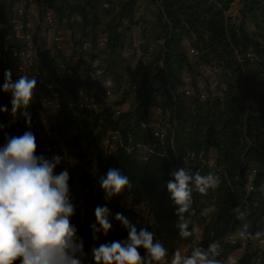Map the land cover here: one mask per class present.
Masks as SVG:
<instances>
[{"label":"trees","instance_id":"16d2710c","mask_svg":"<svg viewBox=\"0 0 264 264\" xmlns=\"http://www.w3.org/2000/svg\"><path fill=\"white\" fill-rule=\"evenodd\" d=\"M45 1L58 4L62 0ZM139 1L117 0L110 18L102 25L107 31V45L111 51L119 46L123 32L140 25V18L132 19ZM148 1L155 7L151 21L155 39L161 44L154 51V56L160 60L161 66L146 77L138 103L120 114L119 119L123 123L121 134L123 138L129 137L131 145L145 140L139 124L146 120L147 106L152 97L157 99L156 106L169 129L162 141L154 144L142 164L118 148L114 154L98 158V169L102 176L109 168L118 169L131 182L130 193L134 203L146 205L154 221L175 222L178 220L175 206L166 187L170 165L175 156L185 150L211 149L221 169V172L213 174L219 179V184L208 189L206 194L194 190L192 206L184 216L190 232L192 219L201 225L202 230L200 239L190 246L188 254L195 247L206 250L211 243L217 242L220 245L218 259L222 260L235 248L225 242L227 234L235 228L244 229L247 224L248 237L264 236V85L260 82L264 75V48L257 41L264 34V0ZM234 1L240 4L238 20L224 13ZM96 7V0H78L69 6L90 30L99 25ZM189 34L193 35L192 45L198 50L195 58L185 52L182 44ZM246 49H250L255 58L245 60L240 66L235 61L234 52ZM37 62L42 69L57 71L55 61L46 51L37 54ZM211 64L220 67L226 84V92L221 97L202 103L175 93L181 72L193 76L197 68ZM65 86L70 91L74 88L67 82ZM11 98L10 95L6 101L10 108ZM35 127L34 120L31 118L30 124H26L18 110L17 122L0 128V145L4 143L5 134L19 136ZM36 153L40 154L38 147ZM250 164H257L259 170L253 178V191L244 194L235 178L240 179ZM187 169L193 174L208 175L198 167ZM90 195L95 197L97 194L92 191ZM213 207L215 210H210L208 215L202 214L204 209ZM237 208L245 214L243 219L237 218L234 211ZM118 213L131 223L136 218V214L125 207L119 208ZM117 227L116 233L122 237L124 227L121 224ZM254 254L253 251H244L237 260L238 264H252Z\"/></svg>","mask_w":264,"mask_h":264},{"label":"built area","instance_id":"2783aa9c","mask_svg":"<svg viewBox=\"0 0 264 264\" xmlns=\"http://www.w3.org/2000/svg\"><path fill=\"white\" fill-rule=\"evenodd\" d=\"M0 1L5 2L6 10V14L0 16L2 20H0V31H2L0 32V89L4 83L6 70H11L13 82L18 80L20 75L35 77L37 84L27 111L36 123L32 132L38 150L40 154L49 158L53 155L62 157L61 163L55 169L56 173L67 169L70 177H73L75 182H79L78 188H70L74 204L77 208L93 211L94 204H99L102 200L107 201L98 183L101 177L98 158H106L121 148L137 163L142 164L152 152L154 144L162 141L169 124L159 114L150 124L146 120L140 122V130L146 136L143 142L131 145L127 135L122 137L123 123L119 116L125 111L121 104L129 98L128 95L122 97L121 95L128 84L122 80L117 88L114 81L107 76L106 52L101 50L107 45L108 34L105 29H98L100 24L92 30L88 27L89 31L84 35L71 39L70 46L73 52L66 53L63 50L64 39L55 26L58 24L65 26L73 19L78 20V16L75 15L73 18L71 15H58L48 6L51 2L45 0ZM96 2L101 10L111 8V0H96ZM239 8V2L234 1L224 13L238 20ZM140 16L139 9L136 8L132 19L139 20ZM192 40L193 35L189 34L182 40V44L185 52L195 58L198 56V50L192 45ZM141 43L139 29L131 35V45L135 49ZM160 44L161 41L158 42V45ZM43 51L55 61L57 67L55 73L39 67L37 54ZM152 52L153 48L147 46L144 54L147 57ZM129 54L130 52H120L122 57H128ZM234 58L241 66L245 60L252 61L255 55L250 49H246L243 52L235 51ZM197 72L199 75L197 77L181 72L177 77L175 93L203 103L211 98L221 97L226 92V85L220 81L221 73L218 65L200 66ZM109 80L112 82L111 85L105 86ZM66 82L74 85L72 91L66 88ZM260 82L264 85V75L260 78ZM131 88L134 89L135 86L132 85ZM10 95V92L0 90V107H7L6 112H0V123L4 127L12 126L17 122V117L13 120L11 108L6 105ZM245 141L249 142L247 139ZM185 167H198L208 174L221 172L211 149L181 152L175 156L169 173ZM258 170L257 164H250L240 179L235 178L238 188L244 194L253 191V178ZM82 178L85 180L83 181ZM170 179L173 177L170 176ZM92 191L96 192L95 197H91ZM111 201L117 210L121 207L127 208L132 201L130 189L126 188L119 195L113 196ZM143 215V218L135 222L138 224L137 229L143 227L153 231L155 239L165 244L167 239L165 240L163 232L148 224L146 205H143ZM189 225L191 232L202 231L201 225L195 219H192ZM242 231L243 228H235L225 237V242L235 246L224 257L225 262L228 257L238 260L244 253L242 249L249 246L251 241L256 248L264 245V236L242 237L240 235ZM200 237L193 238L192 242L198 241ZM188 247L189 244L180 252L188 254Z\"/></svg>","mask_w":264,"mask_h":264},{"label":"clouds","instance_id":"9594fccd","mask_svg":"<svg viewBox=\"0 0 264 264\" xmlns=\"http://www.w3.org/2000/svg\"><path fill=\"white\" fill-rule=\"evenodd\" d=\"M11 77V70H6L0 90L11 93L13 120L19 110L26 124H30L27 108L37 81L35 77L20 75L13 82ZM111 83L109 80L105 86ZM6 111V106L0 107V112ZM3 127L0 123V128ZM36 149V138L30 130L19 136L5 134L4 143L0 145V264H238L234 257H228L226 262L218 259L220 245L217 242L206 250L195 247L190 254L174 251L168 261L169 249L155 239V233L143 227L138 230L121 213H116L114 219L127 230V237L97 245L98 234L107 236L112 229L107 206L94 209L95 221L90 224L94 243L85 250L84 241L71 222L76 205L68 183L69 172L67 169L55 171L62 157L37 155ZM169 175L174 179L168 180L166 187L179 221L176 227L179 236L187 238L192 232L188 230L184 214L192 206L193 191L206 194L219 184V179L211 173L193 174L186 167ZM98 183L106 200L132 187L129 178L114 168H109ZM210 210L215 209L206 208L202 214L208 215ZM234 211L238 219L244 218L245 214L238 208ZM243 227L240 235L245 237L248 225Z\"/></svg>","mask_w":264,"mask_h":264},{"label":"rangeland","instance_id":"374dc122","mask_svg":"<svg viewBox=\"0 0 264 264\" xmlns=\"http://www.w3.org/2000/svg\"><path fill=\"white\" fill-rule=\"evenodd\" d=\"M77 1L78 0H62L58 4L51 2L48 4V6H50L52 10L56 12L57 14L71 15L74 18V16L75 15L78 16V14L75 10L70 9L69 6L71 4H76ZM116 1L117 0H111V8L109 10H101L99 7L98 8L96 7V11L98 14V22L100 24L98 28L99 30L103 28L102 25H104V23H106L107 20L110 18L111 16L110 14H112L113 6L116 3ZM144 7L148 13V17L153 14V11L155 10L153 5L146 4ZM5 14H6L5 2L0 1V16H4ZM144 16L145 15L143 14L140 18L139 26H142L143 24H145L144 26L145 28L142 30L143 32L140 30V38L142 40V43L140 44L138 48L134 49L133 46L131 45V35L128 29L127 32L122 33L121 41L119 43V46H117L116 50L111 51L108 45H106L105 48L101 50V52H107L105 53L106 58L103 56L105 58V62L107 63L106 64L107 76H109L114 81V83L116 84L115 86L117 88L119 87V84L122 82V80H124V82L128 84L126 88L123 89L121 97L126 96V95L128 96L133 95L134 97H133L131 105L134 104V102H136L139 98H141L143 91H144L143 83L145 82L146 77H148L153 71L156 70L155 68L157 67V62H158L154 56V51L158 47L157 43L155 42L156 41L155 30L152 25V21L150 19H143ZM63 28L67 29L68 34H70V37L73 40L77 39L78 37L84 35L86 32L89 31L88 24L87 26L84 25L80 21L79 16H78V20L73 19V21L66 24ZM257 41L264 48V34L262 35V37H258ZM73 45H75V43H73ZM147 46H151L153 48V52L147 55L148 58H146V62L144 63H141V61L138 62L137 59L133 60L132 53L129 54L128 57H122L120 55V52H136V50L138 52H145V49ZM159 64L161 66V62ZM196 70L199 71L198 68ZM197 76H199L197 72L193 73V77H197ZM220 81L222 84H225V81L223 80L222 77L220 78ZM132 85L135 86L134 89L131 88ZM156 100L157 99L155 97H152L151 103L149 106L150 107L156 106ZM82 179L83 181L85 180L84 178ZM97 206H107L110 209V211H112L111 215L109 216V220L112 223V229L109 231L107 236L98 234L99 239L97 241L105 242L108 239L113 238V237L116 239L117 237H119L120 239H124L127 236V230L125 228L123 229L124 233L123 235H121L122 237H120V235L118 236V234L116 233L118 231L117 226H120V222L116 221L114 219V216L116 213H118V210L112 205V201L110 202V200H107V201L102 200L99 204H94L93 211H86L85 209H80L76 207V213L71 218V222L73 224L74 222L77 223L75 226L77 227L78 235L81 238H83L84 243H87V242L91 244L94 243V241L92 240V232H91L90 224L95 221L94 209ZM132 224L138 227L137 223L133 222ZM159 231L163 232L165 240L166 239L169 240L165 244L167 245L166 247L169 249L168 261H170L171 254L174 251H181V249L186 246L184 245V243L186 239L188 241V238H181L179 236V232H173L169 230L165 231L162 228H160ZM194 232H196V230H193V233ZM197 232L198 234H196V236L200 237L201 233H199V231ZM193 233L191 236H189V238L192 240L195 235ZM195 242L196 240L189 243V247L195 244ZM253 243L254 242L251 241L249 243V246L248 245L245 246L242 249V251L251 252L254 250L253 252L255 254L252 260V264H264V245L260 248H256L253 246ZM223 261H224V258H223Z\"/></svg>","mask_w":264,"mask_h":264},{"label":"crops","instance_id":"0c3cea01","mask_svg":"<svg viewBox=\"0 0 264 264\" xmlns=\"http://www.w3.org/2000/svg\"><path fill=\"white\" fill-rule=\"evenodd\" d=\"M146 4H151V5H153V7H154V4L153 3H151V2H149L148 0H141V1H139L138 2V4H137V6H138V9H139V12H140V15L142 16L143 14L145 15L144 16V18L143 19H150L151 20V15L148 17V13H147V11L145 10V5ZM155 8V7H154ZM34 9V8H33ZM155 11V10H154ZM153 11V12H154ZM141 16H140V18H141ZM145 26V24H143L142 26H131L130 28H129V31H130V35H132L134 32H136L137 30H143V28H145L144 27ZM64 26L63 25H61V24H58V26H55V29L58 31V32H60L61 33V35H62V37H63V39H64V45H63V50H64V52H66V53H69V52H73V49H72V47L70 46V42H71V37H70V34H68V31H67V29H64L63 28ZM0 32H2V31H0ZM143 32V31H142ZM160 40H157V41H155L156 43H157V46H158V42H159ZM107 53V52H106ZM132 53V58H133V60H136L137 59V61L138 62H140L141 61V63H144V62H146L145 61V59L147 58L146 57V55L144 54L145 52H138L137 50H136V52H130V54ZM133 63V62H132ZM131 63V64H132ZM158 67H160V64H159V60H158V62H157V67L156 68H158ZM155 68V69H156ZM133 95H130V96H127V98H129L128 99V101L126 100L125 102H123L121 105H122V109L124 110V111H127V110H131L137 103H138V101H139V99L136 101V102H134V104H132L131 105V103H132V100H133ZM151 103V102H150ZM150 103H149V105H150ZM147 106V117H146V121L150 124L151 122H152V120L156 117V116H158L159 114H160V111H159V108L158 107H156V106H152V107H150V106ZM165 120V119H164ZM69 185H70V188H72V187H75V188H78V186H79V182H75V180L74 179H72V181H71V183H69ZM128 199V198H127ZM129 200V199H128ZM127 201V200H126ZM130 201V200H129ZM130 203V202H129ZM126 209H129V210H131V211H133L135 214H136V218H135V220H134V222H137V220L138 219H140V218H143L144 217V215H143V205L142 204H140V203H134V201H131V205H128L127 206V208ZM111 213H112V211H110ZM147 219H148V224L152 227V228H154V229H160V228H162L163 230H165V231H167V230H169V231H173V232H179V229L176 227V225H177V223L178 222H170V221H166V220H161V221H154L153 220V217H152V213L150 212V211H148V216H147ZM139 228H141V227H139ZM139 228H138V230H139ZM201 231H199V233H200ZM193 233V232H192ZM193 234H195L194 235V238H197L198 236H196V234H198V232L196 231V232H194ZM127 237V236H126ZM125 237V238H126ZM119 237H117V239L116 238H110V239H108L107 241H105V242H111V241H113V240H119L118 239ZM124 238V239H125ZM83 239V238H82ZM169 239V238H168ZM167 241H169V240H167ZM189 242H192V239H190L189 237H188V241H187V239H186V241H185V243H184V245H188L189 244ZM97 245L99 244V243H103L102 241H97V242H95ZM92 244L91 243H89V242H87V243H84V248H86V250H88L89 249V247L91 246ZM165 246H167V245H165ZM185 246V247H186ZM139 251H140V253H141V255H143L144 254V250L141 248V249H139ZM167 259H169V256H168V258Z\"/></svg>","mask_w":264,"mask_h":264},{"label":"water","instance_id":"95a60500","mask_svg":"<svg viewBox=\"0 0 264 264\" xmlns=\"http://www.w3.org/2000/svg\"><path fill=\"white\" fill-rule=\"evenodd\" d=\"M129 155V154H128Z\"/></svg>","mask_w":264,"mask_h":264}]
</instances>
